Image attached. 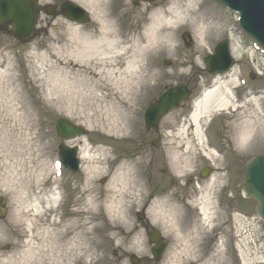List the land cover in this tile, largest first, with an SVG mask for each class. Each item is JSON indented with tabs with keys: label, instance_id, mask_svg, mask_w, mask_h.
Segmentation results:
<instances>
[{
	"label": "rangeland",
	"instance_id": "1",
	"mask_svg": "<svg viewBox=\"0 0 264 264\" xmlns=\"http://www.w3.org/2000/svg\"><path fill=\"white\" fill-rule=\"evenodd\" d=\"M64 1L38 0L40 11L35 34L30 40L16 39L9 23L0 26V58L2 60L4 55L10 54L14 59L15 73L23 75L22 89L33 109L32 119L35 125L32 129H24V136L26 132H31L32 136L37 137L36 148H30L26 140L21 155L14 159H20L19 162L23 161L33 168L36 181L40 180L35 190L42 191L43 198H48L56 191L60 192L58 207L53 202L40 204L37 200L43 206L44 214H28L27 208L35 203L32 199H36V194L32 191V198H26L23 184L14 179L12 172L2 168L0 154V264H12L18 252L27 247L29 223L33 222L35 229H43L49 223L47 220L52 218L58 222L64 221L59 229H63L65 224L73 225L80 219L86 222L72 231L79 233L82 229H87L88 235L84 236L89 249L87 262L83 260L74 264H134L133 259L137 260L135 264H173V261H183L188 253L185 251V240L179 238L180 235L190 233L196 222L199 223L200 230V233L193 235L196 238L193 245L196 246V251L199 249L205 254H215L221 248L225 252V264H264V221L256 214L255 201L243 197L238 189L232 195L230 206H222L215 197L219 188H222V174L214 180L212 176L204 178V186L188 188L181 183L184 179L180 175L185 171L190 172L199 163L211 162L219 165L216 166L218 169L215 167L217 173L222 172L219 170L220 158H201L206 154L204 149L207 147L205 128L213 121L212 117L221 111L216 108L202 115L200 136L194 133L190 116L195 99L212 83V76L203 72L206 70L205 57L225 37L230 39V51L238 63L230 72L218 76L231 90V103L225 107V112L228 113L215 120L219 122L215 124L218 139L234 146L241 162L246 163L254 155L264 153V126L259 121H264V52L240 28L238 14L216 0H155L138 3H133L132 0H102L105 10L101 6V14L112 18L117 29L127 34L137 29L145 30L161 12L170 21L176 19L175 13L183 12L170 25L172 37L168 42V50L158 53L152 60L158 76L143 89L135 105L127 109L128 116L131 117L130 124L120 131H112L105 123L92 116L96 110L93 100L86 97L84 99L76 92L71 96L68 90L55 93L49 79H45V75L52 71V65L83 69L82 64L65 58L69 53V29L91 27L97 20L86 5L73 0L88 10L89 20L84 24L70 21L61 10ZM206 9L209 10L206 15H211L215 21L205 24L204 30L195 22L196 16ZM54 53H60L61 59ZM165 60L169 61V65L165 64ZM250 73L255 77L251 78ZM238 77L243 80L242 86ZM189 81L195 83V90L193 101L185 106L184 112L187 113L180 114L181 110L178 109L161 119L158 125L161 141L159 146H155L154 139L159 137L156 127L147 128L144 121L148 105L169 86ZM253 98L259 101L254 102ZM60 117L83 126L87 129V134L71 139L61 138L56 131V121ZM245 120L254 122L251 125L253 133L242 141L238 124ZM177 123V129H173L172 126ZM11 125L16 128L14 121ZM218 139L214 136V144L218 143ZM61 142L79 148L81 170L77 173L63 166H56ZM85 143L96 162L82 158L81 147H85ZM175 152L179 154L177 168L172 165ZM185 158L190 161L186 162ZM123 163L131 168V184L123 189L126 204L121 206L124 209L130 208L126 215L113 210L104 213L99 201L110 204L115 200L108 192L109 185ZM89 166H95L97 170L92 172ZM164 168L165 174L162 172ZM238 169L236 166L235 170ZM171 171L178 174L175 182L168 174ZM135 180L139 181V186L135 185ZM203 189L205 191L200 194ZM188 191L199 195L191 199L190 206L181 197L189 195ZM204 196L209 204L210 215L207 220L202 219L198 208ZM159 201H164L167 218L175 221L180 230L155 221L153 208ZM237 208L245 214L227 212L228 209ZM140 212L143 213L141 221L138 218ZM94 224L100 228L92 230ZM151 228L159 229L168 241L160 260H156L152 254L153 245L148 237V230ZM114 233H120L118 238L114 237ZM91 238H95L94 243L90 242ZM119 238L125 240L121 242Z\"/></svg>",
	"mask_w": 264,
	"mask_h": 264
},
{
	"label": "bare ground",
	"instance_id": "2",
	"mask_svg": "<svg viewBox=\"0 0 264 264\" xmlns=\"http://www.w3.org/2000/svg\"><path fill=\"white\" fill-rule=\"evenodd\" d=\"M78 1L93 11L94 19H97L91 27H70L69 29L71 33L69 53L67 52L68 55L65 58L76 64H82L83 69L59 68L57 65H52L50 67L52 71L45 75V79H49L48 82L55 93L68 90L71 92V96L76 92L84 99L86 97L93 100L96 110L92 116L105 123L112 131H120L131 122L127 109H131L135 105L143 89L147 88L150 81L158 76L152 60L158 56V53L168 50V42L172 37L170 25L172 22L175 23L183 12L175 13L176 19L173 21L167 20L164 12H161L160 16L155 17L145 30L137 29L135 32L127 34L121 29H117V24L113 22L112 18L102 15L103 11L100 7L102 6L105 10V3L102 0ZM208 12L209 10L206 9L204 13L196 16L195 24L203 27L204 30L205 24H212L215 21L214 17L206 15ZM54 55H58V59L60 58V53H54ZM13 60L10 54L4 55L2 60L0 58V154H2L3 160L2 168L12 172L14 179L23 184L26 198H32L31 193L34 191L36 199L32 200L35 203L28 206L27 212L39 215L44 212L43 206L39 205L37 200L40 201V204L53 202L54 206L58 207L60 192L56 191L48 198H43L42 191L35 190L40 184V180L36 181V173L32 170L33 168L23 161L19 162L20 159H14L21 155L26 140L30 148L33 146L36 148L37 137L32 136L31 132H26L24 136L23 130L32 129L35 125L32 119L33 109L25 99L22 89L23 75L15 73L16 65ZM220 79L218 76L215 77L213 86L205 90L195 101L190 121L196 135L200 136L202 132L200 124L202 115L210 113L212 109H223L231 103V90ZM252 101L257 103L259 100L253 98ZM12 121L15 122L16 128L11 125ZM259 121L264 126V121ZM7 122L8 124L10 122V125H7ZM253 123L250 120H245L238 124L239 136L242 141L247 140L250 134L252 135L251 125ZM205 150L212 157V153ZM102 153L105 152L102 151ZM81 156L92 163L96 162L87 143H85V147H81ZM174 157L172 165L177 168L179 167V154L175 152ZM185 159L186 162L190 161L189 158ZM89 169L92 172L97 170L95 166H89ZM130 170L131 168L123 163L114 174L108 192L112 194V197H115V200L110 204L99 201L104 213H110L112 210L123 215L128 213L130 207L123 208L126 204V194L123 189L131 184ZM216 177L213 175L212 180ZM135 181V185L139 186V181ZM206 201L207 198L204 196L198 205L203 220H207L210 215L209 204ZM153 218L161 224H166L168 228L180 230L175 221L167 218L164 201H159L153 208ZM47 221L49 223L43 229L41 227L35 229L33 222L27 225V247L18 252L15 263L12 264H74L83 260L87 262L89 249L88 241L84 237L88 235L87 229H82L79 233L72 231L79 226L82 227V223L85 221L80 219L73 225L65 224L63 229H59V227L63 225L64 221L58 222L55 218ZM98 228L100 227L95 224L92 226V230ZM195 233H200L198 222L193 225L190 233L180 235L179 238L186 242L185 251H187L188 257L183 261H173V264H225V252L221 248L215 254H205L199 249L196 251V246H193L196 243V238L193 236ZM114 234V237L118 238L120 233ZM119 239L121 242L125 240ZM94 240L95 238H91L90 242L94 243ZM35 241L37 243H31ZM75 251L79 252L75 253Z\"/></svg>",
	"mask_w": 264,
	"mask_h": 264
},
{
	"label": "water",
	"instance_id": "3",
	"mask_svg": "<svg viewBox=\"0 0 264 264\" xmlns=\"http://www.w3.org/2000/svg\"><path fill=\"white\" fill-rule=\"evenodd\" d=\"M217 1L239 11L243 28L264 48V0ZM62 9L72 20L85 22L89 19L87 11L72 1H65L62 4ZM37 11V0H0V25L11 22L14 36L21 40H28L34 35ZM230 63L231 56L227 42L219 44L216 53L208 57V67L213 73L226 70ZM188 95L189 90L183 85L169 89L157 102L149 106L145 114L147 125L149 127L157 125L163 115L179 107ZM57 129L63 137H73L86 133L85 128L75 125L66 118L58 119ZM61 151L67 167L77 171L79 169L77 148L61 145ZM245 189L248 195L257 202L256 211L264 219V154L254 156L247 163ZM149 239L151 242L157 243L153 248V254L156 259H160L166 249L167 242L161 238V232L157 229L150 231ZM133 262L136 263L137 260L133 259Z\"/></svg>",
	"mask_w": 264,
	"mask_h": 264
},
{
	"label": "flooded vegetation",
	"instance_id": "4",
	"mask_svg": "<svg viewBox=\"0 0 264 264\" xmlns=\"http://www.w3.org/2000/svg\"><path fill=\"white\" fill-rule=\"evenodd\" d=\"M203 72L208 73L207 69L203 70ZM185 84L189 87V89L191 91V98H192V96L194 94L193 91L195 90V83H191L189 81L188 83H185ZM185 108L186 107L183 106L180 114L185 115L187 113V111L184 112ZM178 123H179V121H178ZM178 123L175 124L174 126H172V128L177 129ZM209 128H212V131H214V133H215L216 139H218L219 137H218V133L216 130L217 128L215 126V123L214 124L211 123L209 125ZM155 130L160 137V134H161L160 129L156 128ZM235 151H236V148L234 146L232 147L229 144V142H226V141L220 142L218 139L217 151H216V153H214V152L213 153H214V158H215V156H217L221 160V162H220L221 167H219V170L221 169L222 172L217 173L216 170L218 169V167H216V166H219V165H216L212 162L209 164L199 163V164H197V166L195 165L193 168H191L189 170L190 172L186 171V172H183L180 174L183 176L182 180L184 179V181H181V183H183L185 188L192 187V186H198V185L204 186L205 183L203 180H205V179L203 178V175H207L208 177H210L213 175L221 176L219 174H222L223 175L222 176L223 182H222V184L220 183L222 185V189L220 190V192L218 193L216 198L218 199V201L223 202V204L225 202H229L231 204L230 201H231L232 195L234 194L235 190L237 191L239 189L241 191V193L243 194V181H244L245 161L241 162L239 157L235 153ZM201 158L209 159L208 156L205 157V154H204V157L201 156ZM236 166H238V168H239L237 171L235 170ZM162 172H163V174H165L166 169L164 168L162 170ZM218 172H220V171H218ZM168 174L171 176V180L173 182H175V180L177 179L176 176L178 174L173 172V171L169 172ZM174 185H175V183H174ZM204 191H205L204 189L202 191H200V194H201V192L203 193ZM188 192H190L189 195H185V194L182 195L181 194L182 195L181 197L184 199L185 202H187V204H186L187 206H189L188 203L192 201L191 200L192 198L199 196V195L197 196L196 193H194L193 191H188ZM229 194H231V197H229ZM187 206H186V208H187Z\"/></svg>",
	"mask_w": 264,
	"mask_h": 264
}]
</instances>
